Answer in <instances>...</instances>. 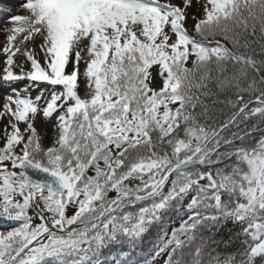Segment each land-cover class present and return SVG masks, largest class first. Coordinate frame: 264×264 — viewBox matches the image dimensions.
Wrapping results in <instances>:
<instances>
[{"label":"snow or ice","instance_id":"6c2138e0","mask_svg":"<svg viewBox=\"0 0 264 264\" xmlns=\"http://www.w3.org/2000/svg\"><path fill=\"white\" fill-rule=\"evenodd\" d=\"M192 4L26 0L9 16L2 79L29 84L0 105V218L19 222L0 264H137L181 212L153 261L264 264V0Z\"/></svg>","mask_w":264,"mask_h":264},{"label":"rangeland","instance_id":"374dc122","mask_svg":"<svg viewBox=\"0 0 264 264\" xmlns=\"http://www.w3.org/2000/svg\"><path fill=\"white\" fill-rule=\"evenodd\" d=\"M204 2H205V0H199V3H197L196 0H193L192 7L189 9L190 15L191 14H195L197 17H201L203 15V4H204ZM16 3H18V2H16ZM6 6H7L6 8H10L9 9L10 11H12V12L14 11V6L15 5L12 4V5H6ZM188 23H189V25H192L194 23V21H192L190 19ZM22 35L23 34H20L17 37V43L22 39ZM5 45L6 44H4V46ZM4 46H3V48H4ZM24 47L36 48L35 45H33L31 43H28V42H25V45L21 46V50L22 51H23ZM3 48H2V52H3ZM36 51L38 53L37 58L41 59V62H43L42 61V54H39V50L38 49H36ZM18 55L21 57V59L24 60L23 67H24L25 71L30 70V67H31L30 61H28L26 59V57L23 56L21 53H18ZM82 67H83V65H82ZM3 69L4 68H3V64H2L0 66V81L1 82L3 81L2 77L4 75ZM153 76L156 77L155 71H153ZM156 79H157V82H158V77ZM25 81H27V80H21V81H16V82L4 81V88L5 89L0 90V105L3 104L6 95L11 94V90L13 88L22 89L25 85L29 84V82H25ZM41 88H49V85H47L46 83H43V82L39 83L38 86L33 85V87L29 90L30 94L33 97H35V95L39 92V90ZM6 123H7V119H0V136L3 135V126ZM35 123H36V127L38 129V132L41 135H44L45 132H47V136H45L43 143H44L45 146H48L50 144V138L52 137V124H50V123L49 124H45V122H44L42 117H38ZM23 126H24L23 123H21V128L22 129H23ZM0 143H2V141H0ZM8 223H9V220L0 219V232L8 231V228L5 226V225H8ZM160 262H162V260H160Z\"/></svg>","mask_w":264,"mask_h":264},{"label":"trees","instance_id":"16d2710c","mask_svg":"<svg viewBox=\"0 0 264 264\" xmlns=\"http://www.w3.org/2000/svg\"><path fill=\"white\" fill-rule=\"evenodd\" d=\"M229 47H231V45H229ZM255 58L257 60L264 59V55L260 54V49L258 45L256 46ZM221 99H223V97H221ZM253 106L255 105L254 104L250 105V107ZM189 214L190 213H186V212H181L180 214L172 213L169 218H166L164 223L159 228H154L150 235H146L140 250H138L134 254L137 264H159V263L164 264V260L166 259V255H167L166 253L159 257H156L155 260L153 261L152 259L153 245L157 243L160 238H165L164 237L165 233H167V236L170 237L172 230L175 228H179L181 219H187V215ZM17 226H19V222L12 221V226L11 228H9V230ZM228 227L231 228V225L229 224ZM219 235H222L225 239H227V235H228L227 229H225ZM160 260H162V262H160Z\"/></svg>","mask_w":264,"mask_h":264},{"label":"bare ground","instance_id":"6f19581e","mask_svg":"<svg viewBox=\"0 0 264 264\" xmlns=\"http://www.w3.org/2000/svg\"><path fill=\"white\" fill-rule=\"evenodd\" d=\"M18 2V3H16ZM26 2V0H0V66L3 64V68L5 67V60H6V55L4 52H2V48L4 44H6L7 40L6 37L9 34L8 29L16 26L14 25L10 19V15H27L28 13L26 10L23 9L22 4ZM15 5L14 6V11H10V8H6V5ZM15 61V66L13 67L14 72H19L20 68L19 65L23 66L24 60L21 59V57L17 55L14 57ZM29 82V81H25ZM5 89L4 88V80L1 82L0 81V90Z\"/></svg>","mask_w":264,"mask_h":264}]
</instances>
